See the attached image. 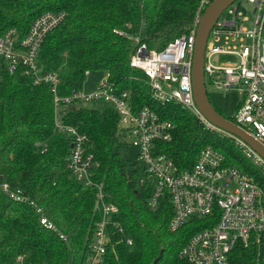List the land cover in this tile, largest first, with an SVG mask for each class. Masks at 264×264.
Wrapping results in <instances>:
<instances>
[{"label":"trees","instance_id":"trees-1","mask_svg":"<svg viewBox=\"0 0 264 264\" xmlns=\"http://www.w3.org/2000/svg\"><path fill=\"white\" fill-rule=\"evenodd\" d=\"M198 6L199 0H0V36L16 28L22 39L45 12L65 11L66 19L47 36L38 56L44 72L59 75V97L82 90L86 72L102 71L110 75L118 91H131L137 109L149 106L176 124L173 139L159 142L158 148L180 173L191 170L202 150L213 145L229 163L262 180L259 170L233 142L207 131L185 110L170 108L167 113L157 106L142 73L130 67L137 48L131 37L141 35L140 45L162 51L192 31ZM54 98L48 85H34L24 69L2 70L0 264L88 262L93 228L101 218L97 190L84 188L70 170L73 138L58 130V121L88 137L87 150L99 163L94 181L103 185L120 210L115 220L125 234L111 232L103 264H153L162 252L158 264H189L180 257L181 250L195 233L215 221L193 218L171 232L170 196L165 193L158 209L151 210L152 182L143 167L126 161L117 150L122 146L116 141L117 112L112 107L99 111L78 103L63 105L57 112ZM3 185L27 201L12 199ZM41 215L55 231L41 224ZM126 237L133 239L132 246L126 244ZM243 254L234 264H244Z\"/></svg>","mask_w":264,"mask_h":264},{"label":"built area","instance_id":"built-area-1","mask_svg":"<svg viewBox=\"0 0 264 264\" xmlns=\"http://www.w3.org/2000/svg\"><path fill=\"white\" fill-rule=\"evenodd\" d=\"M213 1L199 0L192 31L176 38L162 51L148 50L145 44L140 45L141 35L131 37L137 48L130 67L142 73L157 106L167 109V113L171 112L170 108L185 110L207 131L233 142L259 170L262 180L229 163L224 152L213 145L202 150L191 170L180 173L174 161L158 148L159 142L173 139L176 124L149 106L137 109L131 91H118L109 74L92 91L83 88L70 96L59 97V75L44 72L38 56L47 36L66 19L65 11L45 12L32 23L22 39L16 28L0 36V80L4 69L10 73L24 69L34 85L46 84L51 88L57 112L61 106L74 103L102 101L109 104L120 118L119 136L132 140L142 161L138 167L144 168L147 179L152 182L149 208L158 209L168 193L174 212L171 232L178 231L193 218L215 221L212 227L195 233L181 250L180 257L189 264H234L241 252L244 264H264V158L239 137L210 123L199 110L194 96L192 72L197 28ZM247 2L255 11L251 32L245 28V19L239 17L236 1L221 15L210 33L205 53V83L207 88L212 86L218 91L240 94V106L232 121L264 143V0ZM222 39L223 46L216 44ZM220 56L229 60L216 64ZM90 74L86 72V76ZM56 127L73 138L68 157L73 175L84 188L97 190L96 203L101 218L93 228L87 264H103L111 232L125 234L123 226L115 220L120 210L109 200L103 185L94 181L99 163L87 150L88 137L60 121ZM143 183L144 179L140 181L141 185ZM3 189L12 199L27 201L18 194L9 193L7 185H3ZM38 213L42 214V209H38ZM40 220L47 229L56 230L44 215ZM126 244L132 246L133 239L126 237Z\"/></svg>","mask_w":264,"mask_h":264},{"label":"water","instance_id":"water-1","mask_svg":"<svg viewBox=\"0 0 264 264\" xmlns=\"http://www.w3.org/2000/svg\"><path fill=\"white\" fill-rule=\"evenodd\" d=\"M237 0H214L202 15L201 21L197 28L194 60H193V88L196 104L205 116V118L213 125L223 129L246 142L253 150L264 158V143L259 141L249 131L234 123L222 115L212 104L205 83V53L210 33L217 24L221 15ZM163 252L154 261L158 264L162 259Z\"/></svg>","mask_w":264,"mask_h":264},{"label":"rangeland","instance_id":"rangeland-1","mask_svg":"<svg viewBox=\"0 0 264 264\" xmlns=\"http://www.w3.org/2000/svg\"><path fill=\"white\" fill-rule=\"evenodd\" d=\"M237 4L239 5V17L240 19H245V28L251 32L254 27L255 22V11L254 8L247 2V0H237ZM216 44L223 46L224 39L217 42ZM248 44V42H247ZM229 59L224 56H220L216 58V64L225 63ZM104 78H106V74L102 71L100 72H91L90 77L86 80L85 86L92 87L99 84ZM210 100L215 108L222 113L228 119H233L235 114L237 113V108L239 102L241 100L240 94L236 91L223 92L216 90L215 87L209 86L207 88ZM79 106L85 107L88 109H95L99 111H103L109 107H111L106 102L102 101H92L89 103L80 104ZM122 129V128H120ZM116 141L121 143V148H118L119 154L130 163H137L138 166L142 164L141 158L139 156V151L132 144V140L125 136H117Z\"/></svg>","mask_w":264,"mask_h":264},{"label":"crops","instance_id":"crops-1","mask_svg":"<svg viewBox=\"0 0 264 264\" xmlns=\"http://www.w3.org/2000/svg\"><path fill=\"white\" fill-rule=\"evenodd\" d=\"M91 75V74H90ZM90 75L87 77V79L90 77ZM98 85V84H97ZM96 85V86H97ZM96 86H92V87H87L86 88V86H84V89L86 90V91H92V90H94L95 88H96Z\"/></svg>","mask_w":264,"mask_h":264}]
</instances>
